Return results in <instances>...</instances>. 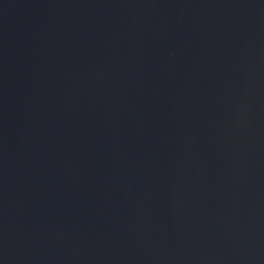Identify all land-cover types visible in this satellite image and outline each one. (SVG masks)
<instances>
[{"label":"water","instance_id":"water-1","mask_svg":"<svg viewBox=\"0 0 264 264\" xmlns=\"http://www.w3.org/2000/svg\"><path fill=\"white\" fill-rule=\"evenodd\" d=\"M0 264H264V0H0Z\"/></svg>","mask_w":264,"mask_h":264}]
</instances>
